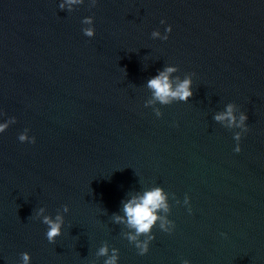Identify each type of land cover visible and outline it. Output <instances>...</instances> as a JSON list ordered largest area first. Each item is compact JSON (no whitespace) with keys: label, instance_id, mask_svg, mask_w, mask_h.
Listing matches in <instances>:
<instances>
[{"label":"water","instance_id":"water-1","mask_svg":"<svg viewBox=\"0 0 264 264\" xmlns=\"http://www.w3.org/2000/svg\"><path fill=\"white\" fill-rule=\"evenodd\" d=\"M61 2L0 0V123L16 121L0 133V264H105L113 249L117 264H264V0ZM167 67L173 88L192 79L187 103L154 100ZM229 103L248 117L239 153L240 129L214 119ZM155 188L168 211L140 256L123 206Z\"/></svg>","mask_w":264,"mask_h":264},{"label":"clouds","instance_id":"clouds-1","mask_svg":"<svg viewBox=\"0 0 264 264\" xmlns=\"http://www.w3.org/2000/svg\"><path fill=\"white\" fill-rule=\"evenodd\" d=\"M84 0H62L59 4V9L61 11L67 10L68 12L73 11L72 5H82ZM90 7L96 6V0H89ZM66 5L68 6L66 9ZM164 21H161L163 24ZM83 25H87L81 29L83 35L88 38H92L95 34L93 25V19L91 17L84 18L82 20ZM172 31L171 27H167L165 29V35L162 37L164 41L168 39V33ZM151 36L155 39L160 37V33L158 31H153ZM177 71L175 67H167L164 71L160 72L157 76L150 79L147 83L148 89L152 90V95L154 100L159 101L161 104H171L173 100L187 103L189 99L192 97L193 92L192 88V79L186 77L173 88L172 83L169 80L170 74ZM193 74H190L192 76ZM178 79V78H177ZM151 103V101L149 102ZM161 113L157 110L156 117L159 118ZM215 121L224 122L227 121V127L232 128L235 127L240 129L239 132L234 133L233 139L236 141V147L234 148L235 153H239L241 151L239 142L241 140L242 133H246L248 131L246 125V121L248 119L247 115L241 113L239 115V119L234 115V105L229 103L226 107V111L217 114L214 116ZM15 118H10L5 123H0V133L5 132V130L9 127L10 124H14ZM27 131V129H25ZM18 140L21 143H35V138L28 137L27 135L21 134L18 136ZM137 199H132L128 203H125L123 206V211L125 216L127 217V224L130 227H133L136 231V235H129L128 240L130 242H135L134 246L138 250V255L143 256L147 254L149 250V242L154 239V236L150 233L151 227L157 221L158 217L154 214L157 210L168 211V205L165 203V196L162 195V190L160 188H155L152 191L145 192L142 197ZM184 205H189V198L187 195L184 199ZM63 212L68 213L69 209L66 205L62 206ZM44 212V209L41 208L40 211L36 214L37 216L41 215ZM188 212L191 214V208L188 207ZM115 222L121 223L123 222L120 217H114ZM44 225L47 226L46 231V239L49 244H53L56 241V238L61 236V228L64 224V219L61 215H56L54 219L49 216H44L41 221ZM164 221L160 224V229L163 232L171 233L168 228H165ZM174 227V225H172ZM141 234H146L147 239L143 242L139 241L138 237ZM223 235V234H221ZM118 251L116 249L112 250L111 256L105 261V264H117L118 259ZM98 255L106 256L108 255L107 246L101 247L99 249ZM22 264H29L30 256L27 253H21ZM183 264H188V261H183Z\"/></svg>","mask_w":264,"mask_h":264}]
</instances>
